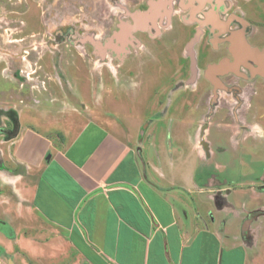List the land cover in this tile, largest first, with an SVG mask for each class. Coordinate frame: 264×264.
<instances>
[{
    "label": "crops",
    "instance_id": "1",
    "mask_svg": "<svg viewBox=\"0 0 264 264\" xmlns=\"http://www.w3.org/2000/svg\"><path fill=\"white\" fill-rule=\"evenodd\" d=\"M98 118L62 140L19 128L10 158L22 172L0 174L37 225L15 202L1 207L35 245L0 220V264H264V206L235 202L184 153L175 163L153 138Z\"/></svg>",
    "mask_w": 264,
    "mask_h": 264
},
{
    "label": "rangeland",
    "instance_id": "2",
    "mask_svg": "<svg viewBox=\"0 0 264 264\" xmlns=\"http://www.w3.org/2000/svg\"><path fill=\"white\" fill-rule=\"evenodd\" d=\"M123 2L125 0H0V173L22 172L10 158L11 143L20 127L37 126L43 134L62 140L64 134L73 133L74 126L78 128L99 115L98 119L117 124L125 132L130 130L139 140L153 138L163 157L173 151L175 163H179L176 155L184 153L182 160L188 158L195 163L193 168L198 165L202 168L197 170V176L204 184L219 187L224 194L234 190L235 202L253 204L255 201L256 208L264 206V82L255 84L256 93L249 97L250 103L254 102L249 118L243 106L236 107L237 120L227 110L212 113L206 120L195 110L177 112L181 117L162 112V94L167 92L169 98L173 96L169 91L174 73L171 65L164 60L157 66L153 60L147 59L145 63L137 33H131L132 37H137L132 42L138 49L131 52L129 63L126 60V64H121L120 54L114 60L104 52L116 38L121 40V46L110 48L119 53L124 50L125 35L116 34L114 27L116 19H120ZM181 11L184 8L177 9L176 18ZM146 14L144 21L147 16L156 19L151 13ZM149 20L151 33L162 30L163 27H154L153 20ZM134 25L137 26L135 32L141 30L137 22ZM257 74L264 78L263 71ZM141 88L144 94L140 97ZM132 94L134 98L127 97ZM235 104L233 101L232 105ZM153 114L164 121L155 119L156 122L145 125V120ZM190 120H195V124H187ZM142 123L145 126L141 128ZM195 157L203 158L201 164L197 160L193 162ZM1 175L0 220L12 223L18 239L23 238L24 243L26 230L17 227L19 220L16 218L15 223V218L4 213L1 206L11 208L12 204L7 203L11 200L16 203L17 213L21 208V220L25 221L26 217L35 225L37 219L27 200H20L14 186ZM27 238L34 246V241Z\"/></svg>",
    "mask_w": 264,
    "mask_h": 264
},
{
    "label": "flooded vegetation",
    "instance_id": "3",
    "mask_svg": "<svg viewBox=\"0 0 264 264\" xmlns=\"http://www.w3.org/2000/svg\"><path fill=\"white\" fill-rule=\"evenodd\" d=\"M181 7L184 11L176 18L177 9ZM120 10V19H116L114 27L116 34L125 35L122 40L124 50L121 53L112 51V45L115 48L121 46V40L116 38L104 52L114 60L120 54L121 64L129 63L131 60L127 59L131 52L138 49L133 43L137 37H132L131 33H137L142 41L140 49L144 51L145 63L147 59L153 60L157 66L164 60L171 65L174 73L169 91L173 96L169 98L167 92L162 94L164 108L159 103L162 112L181 117L177 112L182 114L195 110L202 120H206L212 113L215 115L227 110L234 114L236 107L243 106L249 118L254 105L249 97L256 93L253 91L255 84L264 82V78L257 74L264 72V0H125ZM147 12L156 19L147 16L144 21L142 18ZM149 19L153 20L154 27H163L162 30L151 33L153 28L147 23ZM160 19L164 21L160 22ZM135 22L142 26L136 32ZM110 31L109 34L112 33ZM143 90H139L140 97ZM127 97L134 98L133 94ZM135 98L139 99L137 95ZM233 101L235 105H232ZM124 115L128 117L125 111ZM157 118L153 114L145 120L146 124H141V128L156 120L164 121ZM234 118L237 120L235 114ZM171 120L182 124L180 120ZM195 122L190 120L187 124L194 125Z\"/></svg>",
    "mask_w": 264,
    "mask_h": 264
}]
</instances>
